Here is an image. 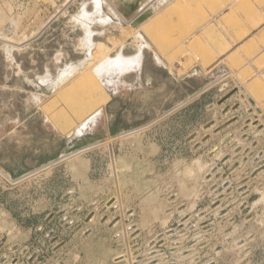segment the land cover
I'll return each instance as SVG.
<instances>
[{"label": "rangeland", "instance_id": "1", "mask_svg": "<svg viewBox=\"0 0 264 264\" xmlns=\"http://www.w3.org/2000/svg\"><path fill=\"white\" fill-rule=\"evenodd\" d=\"M255 3L0 0V264H264Z\"/></svg>", "mask_w": 264, "mask_h": 264}, {"label": "crops", "instance_id": "2", "mask_svg": "<svg viewBox=\"0 0 264 264\" xmlns=\"http://www.w3.org/2000/svg\"><path fill=\"white\" fill-rule=\"evenodd\" d=\"M256 95H250L247 97H244L243 95L241 96V100H239V108L236 111H229L228 113H223L225 115H229V114H233L230 117L227 118V120L229 118H231L232 116H237L238 120L237 123H241V138L244 139L246 138V134H250L248 132L251 131V123L253 122V126L255 128H253L256 132L255 135H258L260 138L259 140H254L253 141V145L255 148H259L258 145H264V138H261L264 135V117H263V109H264V94L262 95L261 93H259V95H257V91L255 93ZM234 98V97H233ZM231 99V98H230ZM234 104V103H233ZM237 115H235L236 113ZM226 120V121H227ZM226 127V126H225ZM252 132V131H251ZM253 164L256 167H260L262 169H260V171L257 173V175L254 176V179H258L260 178L262 175H264V150L259 149L258 153L256 154L255 157H253ZM261 199H259L257 202H259Z\"/></svg>", "mask_w": 264, "mask_h": 264}, {"label": "bare ground", "instance_id": "3", "mask_svg": "<svg viewBox=\"0 0 264 264\" xmlns=\"http://www.w3.org/2000/svg\"><path fill=\"white\" fill-rule=\"evenodd\" d=\"M248 1L250 2V0H248ZM257 1H258V0H257ZM257 1L255 0V2H256L255 4H258V3H259V2L257 3ZM262 1H263V0H262ZM262 1H260V3H261ZM260 3H259V4H260ZM262 3H263V4H260V5H264V1H263ZM249 5H250V6H249L250 8H251V7H252V8L256 7V5L254 6L253 1H252V3L249 4ZM252 5H253V6H252ZM260 5H257V6H260ZM260 7H261V6H260ZM262 7H263V6H262ZM261 9H262V8H261ZM263 9H264V8H263ZM262 11H263V10H262ZM157 26L160 27V26H162V25L159 26V24H157ZM175 27H178V26H175ZM175 27H174V28H175ZM160 28L162 29V27H160ZM164 28H165V26H164ZM164 28H163V29H164ZM171 28H172V27H171ZM171 28H169V29H171ZM166 29H167V28H166ZM176 29H177V28H176ZM164 31H165V30H164ZM171 31H174V30L172 29ZM179 32H181V33H179V34L176 33V34L179 35L180 37H183V38H184V37H185V33H184L181 29L179 30ZM177 35H176V36H177ZM138 58H139V57H138ZM122 60H123V58H122ZM126 60H128V59H126ZM136 60H137V59H136ZM128 61H129V60H128ZM124 62H125V61H124ZM124 62H123V64H124ZM132 62H133V61H132ZM135 62H136V61H135ZM137 62H138V61H137ZM121 64H122V63H121ZM247 80H248V79H247ZM245 81H246V80H245ZM247 82H249V80H248ZM244 84H246V83H243V85H244ZM248 84H251V83H247V85H248ZM244 87H245V86H244ZM246 89H247V88H246ZM249 89H251V88H249ZM247 92H249L250 95L252 94V93H251L252 90H250V91L247 90ZM249 93H248V94H249ZM253 93H254V91H253ZM242 94H243V93H242ZM252 95H253V94H252ZM243 96H244V95H243ZM229 98H230V97H229ZM263 101H264V100H263ZM233 122H234V120H230L227 124H232ZM219 131H220V130H219ZM213 171H214V170H213ZM213 171H212V172H213ZM255 174H256V173H255ZM104 220H105V219H104Z\"/></svg>", "mask_w": 264, "mask_h": 264}, {"label": "water", "instance_id": "4", "mask_svg": "<svg viewBox=\"0 0 264 264\" xmlns=\"http://www.w3.org/2000/svg\"><path fill=\"white\" fill-rule=\"evenodd\" d=\"M227 140H228V138H226L224 142H226ZM217 149H218V148H215L212 152H215ZM259 171H260V169H257V170L255 171V173L257 174Z\"/></svg>", "mask_w": 264, "mask_h": 264}]
</instances>
